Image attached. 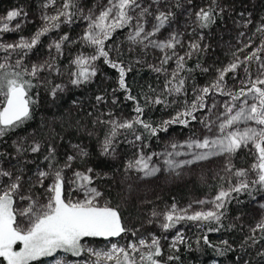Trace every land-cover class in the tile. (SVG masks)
I'll return each mask as SVG.
<instances>
[{
  "label": "snow or ice",
  "instance_id": "1",
  "mask_svg": "<svg viewBox=\"0 0 264 264\" xmlns=\"http://www.w3.org/2000/svg\"><path fill=\"white\" fill-rule=\"evenodd\" d=\"M159 2L153 0L155 4ZM42 7L53 11H45L41 15V26L30 38L21 36L15 42H5L3 35L20 30L19 22L14 27L10 23L18 17H26L27 13L22 9L12 10L6 17L0 18V53L3 54L0 55V142L6 143L4 138L9 133L22 128L32 119L40 95L39 91L33 92L34 89L43 88L55 100L68 85L78 88L91 83L97 76V61L102 60L118 73L113 94L123 92L124 99L133 102L135 115L127 119L117 118L109 111L100 112L95 117L93 124L107 129L100 142L101 155H114L120 142L118 137L124 136L126 142L139 148L135 158L125 164L124 172L134 171L140 174L138 178L141 179L155 176L161 171L153 157H163L166 170L176 175L185 167L214 157H226L224 174H218L222 181L219 190L211 198L195 201L202 207L194 210L192 204L187 207L172 204L163 211L154 210L151 216L160 220V227L165 232L177 228L181 223H195L201 229H206L196 238L197 246L203 244L220 256L232 251V245L227 240H222L220 244L223 247H220L209 240L208 233L231 229L232 225L225 226L222 221L227 205L233 200L241 202V194L246 193L255 199V194L264 192V21L255 27L251 35L240 33L245 39L232 52V60L217 69L215 79L208 85L194 87L191 102L184 100L182 108L173 117L154 125L144 118L145 108L155 105L169 107L175 103V100L169 101V97L187 96L185 83L188 75L182 73L191 74L194 69L187 67V60L195 53L206 50L207 45L201 46L203 34L189 42L188 50L181 55L177 49L185 45L179 34L171 33L167 40L154 38L170 23L173 13L157 10L153 14L150 12L151 6L145 5L143 0H107L106 4L98 5V11L93 8L85 11L79 5V0H45ZM224 14L226 9L216 0H211L207 7L195 13L197 26L209 28ZM240 15L244 17L243 13ZM148 16H153L155 23L149 24ZM77 18L86 22L83 34L78 39L70 40L65 33L49 43L48 59L25 63L43 36L58 31L63 24L75 23ZM251 24L253 21L249 13L244 19V27ZM123 29H128V51L133 50L132 46L140 45L144 49H159L162 53L158 57L159 64H149L148 67L158 74H164L163 88L157 92L150 87L152 95L144 94L143 100L132 94L127 83L133 63L121 59L123 53L119 47L113 46L114 41L108 43L117 30ZM66 42L79 44L82 49L70 60V65L74 67L70 72L61 69L58 64L64 55ZM254 44L256 46L253 48ZM250 48L252 50L247 51ZM241 53H244L243 57ZM170 61L175 64L171 72L165 67ZM253 63L256 65L255 72L252 71ZM201 70L208 71L207 68ZM238 70L243 72V78L238 77ZM66 72L69 77L67 84L53 82V76L63 77ZM229 73L234 80L239 79V87L235 84L229 86L225 79ZM217 94L227 99L220 103L213 99L209 104L207 98ZM95 102L96 106L106 104L105 95H97ZM111 102L115 106L118 98L113 95ZM205 109L215 118L198 117L197 113ZM213 109L216 111L213 112ZM193 121H199L210 135L189 138L182 144L172 142L169 145L171 150L163 153L144 152L146 139L167 132L172 125L188 127ZM129 134L133 139H127ZM13 146L17 156H23L28 151L40 153L42 147L35 140L26 147L23 139L13 141ZM73 148L78 149L77 156H88V152L79 145H73ZM241 149L247 150L253 157L248 168H235L232 163V157ZM77 156L69 155L63 164H59L56 148L49 145L44 156L47 166L41 168L37 165L34 178L26 177L24 170L17 165L8 168L0 166V259L4 264H35L41 258H52V264H167V261L179 260L178 255L169 254L165 261L160 238L154 235L149 239L129 241L126 246L111 242L113 238H122L129 233L136 236L138 230L126 226L119 207H113L95 186L98 176L93 168L81 171L73 167ZM182 156L188 158L178 159ZM7 158V153L0 152V159ZM69 171L71 175H68ZM231 178H235L236 182L233 183ZM125 179L130 177L125 175ZM73 193L77 195L73 196ZM205 205L208 207H203ZM261 208H264V204H261ZM148 222L152 223L153 220ZM93 238L109 241L107 250L88 246ZM262 242L264 217L250 228V234L240 247L244 250L259 245L257 255L264 258ZM180 245L192 247L182 230L177 231L170 248L173 252H179ZM69 256L73 259L69 260Z\"/></svg>",
  "mask_w": 264,
  "mask_h": 264
},
{
  "label": "trees",
  "instance_id": "2",
  "mask_svg": "<svg viewBox=\"0 0 264 264\" xmlns=\"http://www.w3.org/2000/svg\"><path fill=\"white\" fill-rule=\"evenodd\" d=\"M88 1L89 0H87V2ZM169 1L173 3L171 6L173 16H177L178 18L179 6L181 5L179 2L180 0ZM146 2L148 3L149 1L146 0ZM192 2L196 10L195 12H197L200 8L207 7L211 0H192ZM44 3L45 0H0V16L4 18L7 16L8 12L22 9L24 13H27V16L16 18L10 23V26L14 27L18 22L22 25V21L28 25L24 31L21 27L20 30L16 31L17 33H12L16 35L34 34L41 26H38V23H36V15L39 16L45 11L42 7ZM216 3L226 9V14H224L222 18L218 17L215 24L211 25L209 28L201 29L195 22L196 34H191V31H187L186 33V30L180 33L182 43L185 45L184 48L178 47L177 49L181 55H183L181 49H187V44L193 40L199 39L201 34L204 36L201 46L207 45V48L205 51L195 53L191 59L187 60V67L194 69L191 74L182 73V75H188V79L185 83L187 96L169 97V101L175 100V103H172L169 107L155 105L145 108L144 118L154 125L173 117L176 112L182 108L184 100H188L189 102L192 101L194 97V87L200 88L208 85L210 81L215 79L217 69L223 68L232 60V52L235 50L233 47L237 45V36L242 32L241 30H236L237 21L244 23L245 16H248L250 13L253 20L252 32L255 31L256 26L264 21V0H216ZM241 13L244 14L243 18L240 15ZM36 24L38 26L37 28L34 27ZM80 26L81 19L77 18L75 23L63 24L58 31L43 36L40 43L32 50L28 58L34 60L33 58H37L34 56L39 54L38 58L42 59V61L48 59L50 53L45 47L49 45L53 37L56 36L55 40H58L60 36L67 33L70 40H76L83 34ZM160 32H162V30ZM127 34L128 29L117 30L112 41L108 43L112 44L114 41L115 44L113 46L119 47L123 53L121 59L133 63V71L128 73L127 83L132 89V94L137 96L138 99L143 100L144 94L152 95L150 87L155 88L157 92L163 88L165 77L164 74H158L148 67L149 64H157L154 63V60L157 59L155 56L157 55L152 53L153 51L146 50L140 45H137V47L132 46L133 50L128 51L129 43L126 39ZM48 39H50V42H48ZM81 50L79 44L66 42L64 55L58 60L61 69H67L69 72L73 71L74 67L70 65V60ZM84 50L88 52L92 51L91 49ZM149 53L150 55H146ZM52 54H55L54 50ZM0 55L3 54L0 53ZM240 55L243 57V53ZM137 60H140L141 63L136 64L135 61ZM170 64L169 62V66H165L168 71L171 68ZM197 64L200 65L199 68H197ZM97 66V76L91 83L78 88L68 85L66 90L58 94L55 100H53L43 88L33 90V92L39 91L40 93L39 104L35 107L31 120L22 128L9 133V135L4 138L6 143L0 142V152L8 154L7 159H0V166L8 168L12 165H17L24 170L26 177L34 178L37 165L41 168H46L47 166L48 162L44 160V156L47 154L49 145L56 148V157L59 164H63L67 156L73 155L70 145H79L80 148L88 152V156L75 159L73 167L81 170L93 168L97 176H108L109 178L107 180L98 177L95 182L104 192L106 198L110 202L116 203L118 193L122 191V185L119 184L117 188L112 178L116 175V172L117 176L121 177V179L125 177V174H122L121 171L124 169L122 168L123 164L112 163L109 159L105 158L106 156L101 155L100 142L107 129L93 124V120L100 112L107 113L109 111L114 113L117 118H131L135 115L133 112L134 105L133 102L124 99L125 94L123 92L118 91L113 94L112 89L117 87L116 81L118 79V73L104 64L102 60L97 61ZM203 68H207L208 71H202L201 69ZM238 77H242V71L238 70ZM68 79L67 72L63 77H52L54 83L67 84ZM225 79L229 86L235 84L236 87H239V79L234 80L231 73H229ZM97 95H105L107 103L96 106L95 97ZM113 95L118 98V103L115 106L111 102ZM216 98H219L221 101L227 99V97H222L217 94L215 97H208L207 102L211 104L212 100ZM90 112L92 115H89ZM197 115L200 118L208 117L209 112L205 109L197 113ZM201 127H203V125L199 123V121H193L188 127L179 124L172 125L167 132H162L157 137L146 139L144 143L147 147L143 150L146 154L159 150L172 132L183 137L195 136L197 135V130L199 128L201 129ZM89 133L94 134L89 135ZM21 139L24 140L26 147L34 140L39 142L42 146L40 153L28 151L24 153L23 156H17L13 141ZM127 139L131 140L133 137L129 134ZM118 140L120 142L117 144L116 148L123 161L133 158L135 153L139 151L138 147H134L132 144L126 142L124 136L118 137ZM137 143L139 144V142ZM232 160L235 168H248L253 162V157L247 150L241 149L234 155V159ZM186 194V192L183 193V195ZM162 196L152 195L151 197H141L139 201H145L151 209H154L164 206L167 202L166 199H168V197L163 198ZM255 196L256 198L252 199L246 193H243L239 196V201L241 202L238 203L236 200H233L227 205V211L222 222L225 226L232 225L231 229L208 233V238L213 244L223 247L220 242L222 240H227L229 244L232 245V251H228L225 255L220 256L212 248L203 244L197 246L196 238L201 236L206 229H201L195 223L188 222L181 224L189 226L192 230V236L188 240L192 247L187 248L181 245L179 252L171 251L168 253H166V249L162 248L164 250L163 259L166 261L167 256L173 254L178 255L180 259L177 261H167V264H246V262H250V264H264V258L257 255V250L260 247L259 245L254 246L257 249L250 251V254H245V258L243 257V253L245 252L241 250L240 247L249 233V228L245 225L243 227V218L251 213L254 203L257 204L260 200L264 199V192L257 193ZM135 202L136 203L130 207L129 211L123 212V217L121 214L122 221L124 219L125 221H129L130 224H137L147 218V214L141 211L139 206L136 207L139 203L138 200ZM125 237L131 240L135 236L129 233L122 238ZM92 240L101 244L99 246H103L106 242L101 238ZM69 257L72 258L71 256ZM50 259L51 258H41V260L36 261L35 264H48ZM0 264H4L2 259H0Z\"/></svg>",
  "mask_w": 264,
  "mask_h": 264
},
{
  "label": "rangeland",
  "instance_id": "3",
  "mask_svg": "<svg viewBox=\"0 0 264 264\" xmlns=\"http://www.w3.org/2000/svg\"><path fill=\"white\" fill-rule=\"evenodd\" d=\"M149 2L147 3L146 0H143L145 5H150V12H152L153 14L157 13V10L159 11H171L172 12V2L169 0H160L159 4H155L153 3V0H148ZM181 3V5L179 6V16L177 18V16H173V18L171 19L170 23L168 25L165 26V28L161 29L162 32H159L156 35V39L158 40H167L169 35L171 33H177L180 35V33H183L186 30L190 32L191 34H196V27L194 25V23L196 22V16H195V7L194 4L192 2V0H180L179 1ZM107 0H89L87 2V0H80L79 1V5L81 7L84 8L85 11H87L89 8H93L96 11L99 10L98 5L100 4H106ZM45 11H47L48 13H52L53 9L49 8V9H45ZM43 11L42 14L45 12ZM41 14V15H42ZM41 15L37 16L36 15V23H38V26L41 25L42 21L40 19ZM3 16V15H2ZM0 18H2L0 16ZM245 18H247V15L245 16ZM252 19V18H251ZM147 20L149 21V24L151 23H155V20L153 19V16H148ZM253 21V20H252ZM29 22V21H27ZM238 24L236 25V30H241L242 32H245L248 35H251L252 33V24L248 25L247 28L244 27V23H241L240 21H237ZM28 24L25 23L24 21H22V30L24 31L26 26ZM37 24L34 26L35 28L38 27ZM81 31H84V28L86 27V22L83 21L81 19ZM147 27V26H146ZM244 31H243V30ZM14 33H17L16 31ZM23 33V32H22ZM241 33V32H240ZM33 34H22V35H16L13 34L12 32L10 33H5L3 35V40L5 42H15L16 40H18L21 36L25 37V38H30ZM56 37V36H55ZM55 37H53L52 40H55ZM238 39H242L241 42L245 39V37H241L239 34L237 36V45H235L233 48L236 49L239 45H240V40ZM48 42H50V39H48ZM51 43V42H50ZM256 45H253V48ZM135 47H137V45H135ZM46 50L48 49V45L45 47ZM146 50L149 51H153L152 53H154L157 59L154 60V63H157L155 65L159 64V59L158 57L162 56V53L160 52L159 49H154V48H148ZM188 49H181L182 54H184V52H186ZM252 49H248L247 51H251ZM146 55H150L146 54ZM244 55V53H243ZM39 54H36L37 58H33L34 60H31L29 58H27L25 60V63L27 64L29 61H31L32 63H37L42 61V59L38 58ZM145 59V58H144ZM143 59V61H144ZM170 66L171 68L169 69V71L171 72L174 68H175V64L173 62L170 61ZM169 66V65H168ZM256 70V65L253 64V69L252 71L255 72ZM243 72H242V77L243 78ZM239 82V80H238ZM216 102L220 103L222 102L219 98L214 99ZM216 109H213V112H215ZM210 116V114H209ZM211 119H214V116H210ZM197 135L195 136H190V137H183L180 136L174 132H172L165 140V143L162 147H160L159 150H155V153H163L165 151H170V147L169 145L172 142H176V143H184L185 141H187L189 138H202L203 136L206 135H210V133H208V131L203 127H201V129L199 128L197 130ZM71 148V152L74 156H77V152L78 149L73 148V145H70ZM183 151H187V149H182ZM137 153H135L133 158L130 159H134ZM81 158L79 156H77L76 159ZM105 158L109 159V161H111L112 163L115 164H123V167H125V164L127 163L128 160L123 161L121 155L118 153V150L116 148V152L114 155L112 156H106ZM188 157H178V159H185ZM232 159H234V156L232 157ZM153 161L154 163H156L158 166H160L161 171L158 172L155 176L152 177H148V178H138V176L140 174L132 171L129 172L127 174H125L124 169L121 170L122 174L124 173L125 175H127L128 177H130V179H125V177H119L117 176V172L116 175L112 178L113 182L115 183V185H122L121 188V192L118 193V197L116 200V203H112L110 202L108 199V201L111 203V205L113 207H119V210L122 214L123 217V212L124 211H129L130 207H132V205H134L136 202V200H138V205L139 208H141V211L145 212L147 214V218H145L144 220H142L140 223H133L130 224L129 221H125L123 219V222L126 224V226L129 229H134V230H138L136 232V236L133 237L131 240H128L127 237L122 238V239H118V238H114L111 242L113 243H118L121 246H126L128 244L129 241H135L139 238H144V239H149L151 236H157L160 238V243H161V247L166 249V253L171 252L172 249L170 248V244L172 242V239L175 237L176 233L178 230H182L184 235L188 238V240L190 239V237L192 236V230L189 228V226H185V225H178L177 228L175 229H171L167 232L163 231V229H161L160 227V220L157 218H153L151 216V213L155 210V211H163L167 208H169L172 204H176L178 207H187L189 204H192L193 209L197 210L200 207H202L201 205H198L195 203V201L197 200H203L206 198H211L212 196H214L216 194V192L219 190V186L222 183V181L219 179V175H223V168L224 165L227 163V158L226 157H214L210 160L207 161H202L199 162L195 165H192L191 167H185L180 171L179 175H176L175 173H170L166 170L164 164H163V157H153ZM74 162V161H73ZM233 163V160H232ZM77 170H81L78 169ZM82 171V170H81ZM219 174V175H218ZM68 175H71V172H68ZM124 175V176H125ZM101 179L107 180L109 177L105 176V175H101L98 176ZM232 182L234 183V181L236 182L235 178H231ZM95 186L98 187L97 183L95 182ZM227 186V184L225 183V187ZM99 188V187H98ZM120 188V187H119ZM100 189V188H99ZM101 190V189H100ZM200 190V191H199ZM203 190V191H201ZM102 191V190H101ZM103 192V191H102ZM186 192V195H183V193ZM104 193V192H103ZM76 193H73V196H76ZM141 195V196H139ZM152 195L155 196H162L163 198L168 197L167 202L165 203L164 206L162 207H158V208H154L151 209L148 206V203H146L145 201L141 202L139 201L140 198L142 197H151ZM104 196L106 197V195L104 194ZM161 199V198H160ZM159 200V199H158ZM162 200V199H161ZM261 204H264V199L260 200L257 204H253L252 207V211L251 213L247 216L243 218V227L244 225L247 226V228H249V233L250 234V228L255 226V224L262 218L264 217V208H261ZM203 207H208L207 205L203 206ZM148 217L149 220H153L152 223H149L148 221ZM139 221V219H138ZM247 223V224H246ZM93 239H98V238H93ZM101 244H99L98 242L94 241V240H89L88 242V246L93 247L97 250L100 249H104L107 250V247L109 246V241H106L104 243L103 246H99ZM181 246V245H180ZM179 246V248H180ZM19 247V246H17ZM256 247H249L247 249H244L243 251L245 253H243V257L245 258V254H250V251H254L256 250ZM69 260L73 259L68 257ZM48 264H52V258L48 261Z\"/></svg>",
  "mask_w": 264,
  "mask_h": 264
}]
</instances>
